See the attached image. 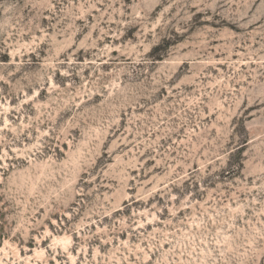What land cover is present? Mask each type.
<instances>
[{
  "label": "rangeland",
  "instance_id": "1",
  "mask_svg": "<svg viewBox=\"0 0 264 264\" xmlns=\"http://www.w3.org/2000/svg\"><path fill=\"white\" fill-rule=\"evenodd\" d=\"M0 264H264V0H0Z\"/></svg>",
  "mask_w": 264,
  "mask_h": 264
}]
</instances>
